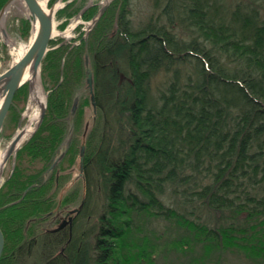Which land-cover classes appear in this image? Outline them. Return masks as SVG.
Wrapping results in <instances>:
<instances>
[{
	"label": "trees",
	"instance_id": "16d2710c",
	"mask_svg": "<svg viewBox=\"0 0 264 264\" xmlns=\"http://www.w3.org/2000/svg\"><path fill=\"white\" fill-rule=\"evenodd\" d=\"M6 1L0 0V9ZM128 1L110 4L91 33L114 5L115 25L105 27L107 32L89 34L91 45L98 44L92 51L97 113L104 123L116 122L85 156L82 213L94 212L87 203L97 192L95 172L104 185L105 197L98 200L104 210L91 232L94 241L81 238L77 224L71 232L51 231L40 221H57L60 209H48L46 203L50 189L63 178L58 169L77 151L71 141L60 153L69 122L67 129L48 122L52 108L66 107L62 81L49 93L41 125L17 151V159H38L42 167L27 172L17 163L0 190L5 236L0 264H21L28 254L35 257L33 264H153L149 247L143 246L151 244V237L135 220L141 213L175 220L185 231L176 243L183 251L190 241L208 251L227 244L264 259V14L245 1L166 0L155 21L134 29ZM178 18L186 19L197 36L178 34ZM24 22L28 30L30 20ZM84 42L88 46L90 36ZM81 52L80 45L73 48V54ZM63 53L62 46L51 48L43 68ZM160 72L170 78L155 91ZM74 115L67 121L76 123ZM172 194L187 208L198 202L232 222L213 227L187 218L167 204ZM77 196L81 201L72 185L56 204L64 208ZM125 238L130 245L122 244Z\"/></svg>",
	"mask_w": 264,
	"mask_h": 264
},
{
	"label": "rangeland",
	"instance_id": "374dc122",
	"mask_svg": "<svg viewBox=\"0 0 264 264\" xmlns=\"http://www.w3.org/2000/svg\"><path fill=\"white\" fill-rule=\"evenodd\" d=\"M114 1L115 0H76L74 7L71 5L69 7L66 6L69 3V0L46 1V6L48 7H50L53 3H59V5H57L58 8L55 16V27L53 37L50 41V49L62 46L64 47V53L61 55V57H59V61L55 62V64L53 63L51 66H48V69L43 68L44 61H42L39 81L43 90V94L45 95L47 107L49 103V93H51L53 89L56 88L58 82L64 81L63 93L65 90L67 91L64 95L66 98V107H64V110L60 108L61 106L58 108H52L49 114L50 116L48 117V122H60L61 127L64 129H67V122H69L68 127L70 128V131L64 135L60 153L65 150L71 141L74 142L75 149L77 150L75 158L72 159L66 157L63 161L62 167L58 169V172L63 174V178L50 189V198L46 204L48 205V209H53V211L60 209L59 213L64 215L68 209L78 207L82 203L81 209L76 215H74L75 218H73V226L75 227L77 224L76 231L78 234H80L81 238L84 237L85 239L86 237L89 239L88 241L90 243L94 241L92 233L94 230H96L95 224L98 222L99 212L104 210L102 209L103 207L100 210L101 204L98 201L101 197H105L104 193L102 192L104 185L100 183L101 180L99 175L95 172L97 179V192L94 193L95 199H92L93 202H91L92 200H89L87 203L88 206L91 204V210L94 209V212H92V216L82 213L86 206V185L84 178H82L83 176L81 175L80 149L81 146H85L84 156H86V153H89L90 149H97V147L101 145L100 140L102 136L104 134H109L108 130L112 129L113 131V129H115L114 125H116V122L113 120V122H109V124L107 122L104 123L103 115L100 112L97 113V111L94 113L89 88L87 86V74L89 71H92L93 47L98 45H91V43L94 41L93 36L97 35V33L100 32L99 30L107 32L108 29H105V27L108 28L111 26V24L112 26L113 24L115 25V19L118 10L114 5L111 6L110 12H108L106 19L98 23L99 32L96 30V32L93 31V34L91 33L92 30H94L93 28L98 20L91 29L89 27L91 25L92 19L100 12L102 7L107 4V8ZM165 1L166 0H129L128 15L133 28L140 29L147 21H155L160 14L161 7ZM235 1H245L252 5H256L260 9L261 13L264 14V0ZM93 2L95 5L92 7V11L84 15V11L88 9V4ZM232 2L234 3L233 0ZM26 18L30 20V28L28 30L24 29V20ZM113 19L114 21L111 23ZM178 20L179 26L176 28L178 34L189 39L197 36V33L194 32L192 25L189 24L186 19L178 18ZM1 21V25H3L6 29L7 36H5L0 27V73L6 70L13 62H15V57L18 55L17 53L19 50L26 49L29 46L33 31L28 10L24 3L20 0H16L7 9L6 15ZM89 34H92L93 36ZM89 36L90 44L84 47V39H88ZM79 45L83 49V52L80 54H73V48ZM122 66L123 70L128 69L125 61L122 62ZM168 78H170V73L160 72L154 80L155 91H157V87L162 88ZM23 85H27L28 91H26L25 88V90L23 89L13 98L11 107L7 113L3 125V129L0 132V148L7 147L15 134L27 122V117H24V112L28 107L31 91L29 89V82H26ZM59 94L60 93H58V95ZM78 97L80 100H78ZM75 100H77V104L75 106V110L73 111ZM65 110L67 111L65 112ZM74 114L76 115V123L73 121V118L67 121V116H73ZM33 134L27 137V139L20 145L19 149L28 139H30ZM17 151L13 152L7 159V164L4 170V180L0 186V190L3 188L4 183L9 179V177L12 176L17 163H22V167H25L27 172H34L42 167V161L38 159L31 161H28L27 157L21 160L17 159ZM55 166L56 165L53 167ZM82 173H84L83 175L85 176L84 165ZM72 185L77 186L79 189V192L82 196L81 201L80 197L77 196V200L74 203L64 208H58L57 205L60 202L63 194H65V192H67V190ZM98 188L99 191L101 190L100 192L98 191ZM9 189V187L4 188L5 192H8ZM6 197L7 196L5 195V199H3L6 200ZM56 202L58 203L56 204ZM166 202L168 205L175 208L187 218L193 219L195 221H201L208 226L214 227L221 223L226 224L227 222H232L228 216H218V214L214 213L212 210H207L198 202H195L194 204L192 203L187 208L184 206L185 204L181 201V199L174 194H172L171 197L166 200ZM33 207L34 204L32 205V208ZM31 211L32 210L27 209V212ZM141 214L142 215H140V217H136L135 220L137 223H140L142 227L144 225V227L141 228V231L146 232L151 237V244L147 242L143 246L149 247L151 251L150 257H152L153 264H264V259L250 258L244 253L243 250L234 245L224 244L220 246V248H215L211 251H208L206 250V247L202 246L200 243L195 244L194 242L190 241L188 244L191 246L187 251H183L176 245V243L181 237H184L183 235L185 231L175 222V220L154 214ZM49 220H51V218L40 220L43 222V224L41 222L43 228L57 226V221ZM67 226L68 224L66 227ZM71 230L73 231V227ZM137 231H139V229H137ZM122 244L130 245L126 238L123 240ZM82 249H84V247H82ZM26 253L28 254L30 251ZM37 256L38 254L36 257ZM34 258V256H30V254H28V256H24L20 259V263L33 264L32 261Z\"/></svg>",
	"mask_w": 264,
	"mask_h": 264
},
{
	"label": "water",
	"instance_id": "95a60500",
	"mask_svg": "<svg viewBox=\"0 0 264 264\" xmlns=\"http://www.w3.org/2000/svg\"><path fill=\"white\" fill-rule=\"evenodd\" d=\"M16 0H7L6 3L2 6L0 10V27L7 36L6 29L3 25H1L2 14L5 9L9 8ZM24 3L25 7L28 10L29 17L32 22V29L35 28L37 24L35 34L30 41V44L25 51V53L15 62H13L6 70L0 73V132L3 129V125L7 116V113L11 107L13 98L18 91V89L26 82H29V89L32 91L34 87V80H40V70L42 61L50 49V41L53 37L54 27H55V16L57 12V4L53 3L50 7L43 5L41 0H20ZM61 1V0H56ZM105 4L100 12L92 19L90 29L102 15L104 9L106 8ZM32 71V77L25 79V74L28 69ZM87 86L89 88L91 101L94 109V113L97 111V105L95 101V93H94V77L93 71H89L87 74ZM77 104V100H75L73 111L75 110V106ZM47 110V104L44 101L40 105V114L38 121L36 123L35 130L41 124L45 113ZM23 133L17 132L15 136L12 138L8 150L5 156V160L9 158V156L17 151L20 146H18V142L21 139ZM84 149L85 146H81L80 149V168L81 172L83 171L84 165ZM78 178V177H76ZM82 207V203L69 211V213L78 212ZM72 219V216L69 220ZM67 220L61 223L59 226L54 228L53 230H58L66 224ZM5 245V237L2 228L0 227V258L2 256Z\"/></svg>",
	"mask_w": 264,
	"mask_h": 264
},
{
	"label": "bare ground",
	"instance_id": "6f19581e",
	"mask_svg": "<svg viewBox=\"0 0 264 264\" xmlns=\"http://www.w3.org/2000/svg\"><path fill=\"white\" fill-rule=\"evenodd\" d=\"M41 1H42V4L45 5L47 0H41ZM57 5H59V3ZM7 9L4 10V12L2 14V19L6 15ZM36 27H37V24L35 25V28L32 31V38L35 34ZM27 48L23 49V50H19V52L17 53L18 55L15 57V61H17L25 53ZM30 77H32V71L29 68L25 74V79H28ZM44 101H45V95L43 94V90H42L40 81L39 80L37 81L35 79L34 80V87H33L31 94H30L28 107H27L26 111L24 112V117H27V122L18 131V132L23 133L21 139L18 142V146H20L27 139V137H29L32 134V132L34 131L36 123H37L38 118H39V114H40L39 108H40V105L42 103H44ZM95 101H96V99H95ZM91 103H92V101H91ZM8 146L5 148H0V186L4 180V170H5V167L7 164V160H5V156H6V153L8 150ZM83 174L84 173L81 172V175L83 176L82 178L85 179V176ZM4 247H5V245H4ZM61 250L63 251V248Z\"/></svg>",
	"mask_w": 264,
	"mask_h": 264
},
{
	"label": "flooded vegetation",
	"instance_id": "af4514ba",
	"mask_svg": "<svg viewBox=\"0 0 264 264\" xmlns=\"http://www.w3.org/2000/svg\"><path fill=\"white\" fill-rule=\"evenodd\" d=\"M71 1H73V0H69V2H71ZM94 5H95L94 2H93V3H89L87 8L94 7ZM70 210H71V209H68V210L65 212L64 215H61L60 213L57 215V226H59L61 223H63V222L66 220V218H67V220H68V223L66 222V223L68 224V226L66 227L67 224H64L63 227H61V228L58 229V230L68 228V229L70 230V232H71V228L73 227V221H74L73 218H75L74 215H76L79 211H78V212H74V213H69ZM71 216H72V219L69 220ZM57 226H55V227H51V228H49V230L51 229L52 231H58V230H53V229L56 228Z\"/></svg>",
	"mask_w": 264,
	"mask_h": 264
}]
</instances>
